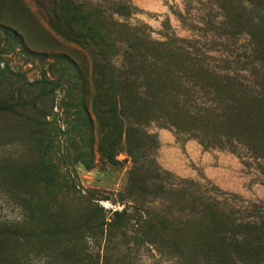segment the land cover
Listing matches in <instances>:
<instances>
[{
  "label": "rangeland",
  "instance_id": "1",
  "mask_svg": "<svg viewBox=\"0 0 264 264\" xmlns=\"http://www.w3.org/2000/svg\"><path fill=\"white\" fill-rule=\"evenodd\" d=\"M0 26V264H264V0Z\"/></svg>",
  "mask_w": 264,
  "mask_h": 264
},
{
  "label": "trees",
  "instance_id": "2",
  "mask_svg": "<svg viewBox=\"0 0 264 264\" xmlns=\"http://www.w3.org/2000/svg\"><path fill=\"white\" fill-rule=\"evenodd\" d=\"M72 6V5H71ZM0 28L2 29V30H4V33L5 34H9L10 33V31H8L6 28H2L1 26H0ZM12 38H16V39H18V37H17V35L16 34H13V37Z\"/></svg>",
  "mask_w": 264,
  "mask_h": 264
}]
</instances>
